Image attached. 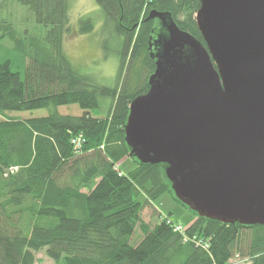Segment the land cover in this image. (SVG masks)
<instances>
[{"label":"trees","instance_id":"16d2710c","mask_svg":"<svg viewBox=\"0 0 264 264\" xmlns=\"http://www.w3.org/2000/svg\"><path fill=\"white\" fill-rule=\"evenodd\" d=\"M12 1L45 33H18L0 21V40L8 38L25 62L23 75L10 62L0 63V113L46 114L0 120V264H35L43 249L63 264H264V225L223 224L192 211L195 220L182 235L168 217L152 227L140 217L139 193L154 200L169 192L182 204L165 176L166 165L139 163L124 141L129 104L147 92L155 69L149 46L156 28L145 19L151 10L165 12L206 47L195 23L199 1L94 0L105 25L123 36L119 78L124 69L125 74L114 88L91 84L64 56L63 36L71 34L68 0H0V11ZM79 25L81 34L92 30L90 19ZM137 59L144 79L131 89L127 77ZM101 97L111 100L105 117L93 114ZM72 105L79 115L57 111ZM78 134L84 142L75 150L71 139ZM126 157L136 167L119 176L114 166ZM137 228L142 238L132 246Z\"/></svg>","mask_w":264,"mask_h":264},{"label":"water","instance_id":"95a60500","mask_svg":"<svg viewBox=\"0 0 264 264\" xmlns=\"http://www.w3.org/2000/svg\"><path fill=\"white\" fill-rule=\"evenodd\" d=\"M198 1L206 47L167 13H148L166 36L124 141L139 163L166 165L174 196L199 217L264 225V0Z\"/></svg>","mask_w":264,"mask_h":264},{"label":"rangeland","instance_id":"374dc122","mask_svg":"<svg viewBox=\"0 0 264 264\" xmlns=\"http://www.w3.org/2000/svg\"><path fill=\"white\" fill-rule=\"evenodd\" d=\"M68 4L71 34H64L63 36L62 50L64 56L76 72L90 78L91 84L107 88L116 87L125 74L124 69L121 79L119 78L123 36H117L112 27L105 25L104 14L94 0H68ZM80 19L91 20L92 30L90 32L83 34L78 32ZM0 21L10 23L18 33L27 31L38 36H42L45 33V28L36 24L32 14L24 6L14 1L6 3L2 8ZM157 24L158 22L153 20L152 27L156 28ZM5 61L10 62L13 71L24 74V59L14 52L12 43L8 38L0 40V63ZM126 61H128V58ZM141 68V60L137 59L134 62L132 72L127 77L129 88L133 89L139 81H143L144 76ZM110 106L111 100L107 97H101L99 98V108L93 114L98 117H105L109 112ZM57 111L62 115L77 116L81 113L80 109L75 105L58 107ZM45 114L46 111L44 110L3 112L0 113V120L7 118L22 119L31 116L39 117ZM114 167L122 172L123 175H128L136 167V162L134 158L126 157ZM136 199L143 205L140 217L150 227L165 217H168L173 224L181 225L184 228L195 220L194 213L177 202L169 192L162 193L154 200H148L144 194L139 193ZM141 238L140 231L137 228L130 239V244L136 246ZM237 255L239 254L236 253L234 259L237 258ZM35 257V264H63L62 261L54 262L50 260L46 256L44 249L37 252Z\"/></svg>","mask_w":264,"mask_h":264},{"label":"built area","instance_id":"2783aa9c","mask_svg":"<svg viewBox=\"0 0 264 264\" xmlns=\"http://www.w3.org/2000/svg\"><path fill=\"white\" fill-rule=\"evenodd\" d=\"M83 142H84V138H83V136L81 134H78L76 137L71 139V145L74 147L75 150H78L81 147ZM16 170H17V168H13V169L10 170V172L12 173V172H14ZM114 170L118 173L119 176L122 175V173L116 167H114ZM167 222H169V221L167 220ZM172 227H173L174 232L180 233L182 235L185 232V228L182 227L181 225L173 224ZM240 262H244V261H240ZM235 264H237V263H235Z\"/></svg>","mask_w":264,"mask_h":264},{"label":"flooded vegetation","instance_id":"af4514ba","mask_svg":"<svg viewBox=\"0 0 264 264\" xmlns=\"http://www.w3.org/2000/svg\"><path fill=\"white\" fill-rule=\"evenodd\" d=\"M153 20H156L158 22V24L156 25L155 32L153 33V36H152V39H151L152 40V42H151V44H152L151 50L154 53L155 46L158 43V38H159V36H161V33H162V31H161V29L159 27H163L164 28V26L162 25V23H161V21L159 19L154 18Z\"/></svg>","mask_w":264,"mask_h":264}]
</instances>
